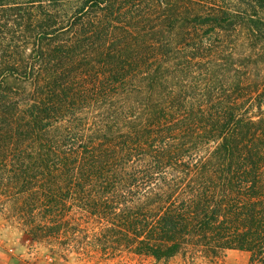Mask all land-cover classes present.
<instances>
[{
	"label": "trees",
	"instance_id": "trees-1",
	"mask_svg": "<svg viewBox=\"0 0 264 264\" xmlns=\"http://www.w3.org/2000/svg\"><path fill=\"white\" fill-rule=\"evenodd\" d=\"M69 1L0 0L1 205L108 259L264 264V56L227 39L260 42L264 20L220 0Z\"/></svg>",
	"mask_w": 264,
	"mask_h": 264
},
{
	"label": "rangeland",
	"instance_id": "rangeland-1",
	"mask_svg": "<svg viewBox=\"0 0 264 264\" xmlns=\"http://www.w3.org/2000/svg\"><path fill=\"white\" fill-rule=\"evenodd\" d=\"M61 4H64V13L72 15V7L77 1ZM220 4L236 10L239 14L238 20L243 18L246 20L244 22L252 24L250 26H253L252 19L264 20V9L258 7L254 0H220ZM236 27L227 37L230 45L235 47V56H264V25L260 42L256 41V37L244 25ZM81 222L88 224L89 230L94 228L92 223ZM32 224L34 222L24 223L0 202V264H252L251 253L239 249H228L215 260L188 252L180 253L169 260L156 261L151 257L137 256L127 251L118 252L108 259L94 248H72V233L57 239H46L42 236L36 238L30 233ZM64 240L69 245H64Z\"/></svg>",
	"mask_w": 264,
	"mask_h": 264
}]
</instances>
